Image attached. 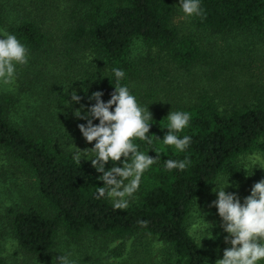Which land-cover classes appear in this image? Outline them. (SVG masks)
Returning a JSON list of instances; mask_svg holds the SVG:
<instances>
[{"label":"trees","instance_id":"1","mask_svg":"<svg viewBox=\"0 0 264 264\" xmlns=\"http://www.w3.org/2000/svg\"><path fill=\"white\" fill-rule=\"evenodd\" d=\"M6 1L0 0V30L16 35L33 61L16 72L12 90L0 88V151L31 179L28 186L42 204L7 208L0 213L2 230L45 264L67 254L54 248L59 231L78 241L89 235L132 239L136 261L129 264H215L230 247L221 241L224 233L200 243L188 232L189 219L220 173L231 175L241 202L264 179V169L253 163L257 155L264 160V0H201L204 15L192 22L215 37L206 44L174 25L178 0H17L11 12L5 5L12 0ZM141 43L148 51L137 58ZM113 68L125 71L120 83L153 116V145L136 142L153 157L151 149H161L124 209L96 197L101 173L90 161L76 163L65 144L86 121L69 133L56 124H73L72 89L82 97L73 107L87 110L96 91L110 99ZM29 102L34 113L26 111ZM171 110L191 114L179 134L192 138L184 152L155 139L168 131ZM185 157L191 164L183 171L164 167L167 159ZM148 240L160 243L157 254Z\"/></svg>","mask_w":264,"mask_h":264},{"label":"clouds","instance_id":"2","mask_svg":"<svg viewBox=\"0 0 264 264\" xmlns=\"http://www.w3.org/2000/svg\"><path fill=\"white\" fill-rule=\"evenodd\" d=\"M178 4L185 17L204 15L201 0H178ZM0 37H2L0 38V82L8 84L14 80L17 66L28 63L29 50L14 34L0 32ZM112 73L117 83L110 99L105 102L102 99L104 93L96 91L88 97V100L94 103H91L86 111L84 105L74 109V115L86 121L78 125L79 131L87 143L91 144L94 141V146L81 150L75 145H70L69 150L76 163L80 164L82 160L90 161L96 172L101 173L99 180L103 182V186L97 187L96 197L106 196L112 200L114 209H124L128 207V198L139 190L144 173L160 159L161 149H151L156 153L155 157L150 156L149 151L146 153L141 150L137 140L148 145L154 143L152 135L149 134L153 124L152 113L149 106L142 105L137 96L126 85L120 83L126 75L125 71L121 68H113ZM70 93L69 101L72 108L74 104L80 103L82 97L75 89ZM167 121L168 124L164 129L168 131L163 139L157 136L155 139L163 146H174L177 151L184 152L190 146L192 138L179 134L190 125L191 114L187 111L171 110L167 115ZM261 159L259 155L255 157L254 168L260 167ZM109 161L112 162V166L106 168ZM117 162L121 166H118ZM190 164L191 161L187 157L179 160L167 159L164 167L169 171L173 169L183 171ZM230 177L231 175L220 173L212 183L215 185L213 192L217 198L211 206L217 209L222 221L220 226L228 234L225 236V243L230 245L224 249L223 257L215 264H262L264 262V179L255 183L250 194L241 202L236 192L227 191L234 186L230 183ZM235 187L238 188V185ZM213 227L214 225L205 221L201 212V220L194 225L190 235L201 243L204 238H209L207 235L209 232L213 238L211 232ZM56 260L57 264H76L70 254L58 255Z\"/></svg>","mask_w":264,"mask_h":264},{"label":"rangeland","instance_id":"3","mask_svg":"<svg viewBox=\"0 0 264 264\" xmlns=\"http://www.w3.org/2000/svg\"><path fill=\"white\" fill-rule=\"evenodd\" d=\"M3 3H8L6 0H2ZM60 0L59 2H61ZM17 3V0H12L11 3L6 4V11L11 12L15 11L18 8L15 6L12 7V3ZM63 2L66 3L65 0ZM61 4V3H60ZM176 8L178 9L177 14L173 17V23L175 26L178 27L180 34H193L201 41H203L204 44L213 42L215 40V37L211 34L209 35L206 32H202L199 29H197L192 22V17H185L184 13L180 9L179 4L176 2ZM19 11V10H18ZM0 32H5L4 30H0ZM2 38V37H0ZM148 51V48L141 43V45H137L136 49L134 51L135 57L139 58L142 55H145ZM156 50L153 49L152 53ZM28 61H33L32 57L29 55ZM29 63L27 65L17 66V71L20 70V68L26 69ZM261 76H264V71L260 70ZM16 78L11 83L4 84L0 82V88H6L9 90H12L14 85H16ZM217 90V89H216ZM23 101L27 100V97L23 94L22 95ZM24 108V107H22ZM77 107H72L69 110L72 111L71 114V120L73 124L63 125L60 123V121H56V124L59 126H62L63 130L69 133L70 131L75 132L76 131V125L79 122V118H77L74 115V109ZM25 109V108H24ZM150 109V108H149ZM86 111V109H84ZM26 111H31L34 113V108L32 107V103L29 102V106L26 108ZM71 132V133H72ZM72 135V134H71ZM73 138L70 140H67L69 143H65L64 141L66 138H64L62 141L66 145L76 146L77 148L83 150L85 148H90L94 146V141L89 144L86 142L84 137L81 133H78L77 135H72ZM262 160V159H261ZM260 160V167L264 168V160ZM255 164V159L253 160ZM6 169V172H5ZM1 170L5 173H1ZM31 179L26 176L25 174H22L19 169L16 168L15 164L12 165L9 163V160L6 159L5 155L1 153L0 151V213L3 214L4 211L7 210L9 207H22V206H29V205H38L39 203L42 204L36 197L34 191L29 188L28 184H30ZM229 191L232 192V189L230 188ZM216 195L213 192V189L205 195V197L198 203V205L195 206L194 211L192 212L190 219H189V231L191 232L194 225L200 222L201 220V212L204 214V219L206 222L215 225L218 228V231H216V227L211 229L212 236L215 238L221 233L223 234V238L221 241L225 239V232H221V226H219L222 221L221 218L218 216V213L215 212V215L213 212H210L214 206L212 205V202L216 199ZM204 201L206 203H204ZM204 203V204H203ZM4 223V220H0V258L3 260L4 264H45L44 258L33 256L28 253L23 252L16 240L12 237L10 233H6L2 230L1 226ZM217 223L219 225H217ZM206 227H209V225H206ZM208 237L211 238V233H207ZM78 240H72L70 237H68L65 233L62 231H59L58 236L56 237L55 241V249H63L67 254L71 255V258L76 262L77 260L81 262V264H94V261L98 263L96 259H99V262H103L105 264H129L136 261L135 253H134V247L132 239H126L124 241L113 239L110 236H93L89 235L81 239V241ZM101 245V246H100ZM100 246V248H99ZM86 247L87 250L83 251L82 249ZM147 247L149 248L152 253L157 254L158 249L161 247L160 243H157L156 241H150L148 240ZM217 247H219V243L217 244ZM218 255H222L221 252H218ZM48 264H56L54 261L50 262Z\"/></svg>","mask_w":264,"mask_h":264}]
</instances>
